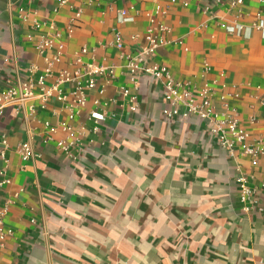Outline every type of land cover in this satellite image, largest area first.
<instances>
[{
  "label": "crops",
  "instance_id": "1",
  "mask_svg": "<svg viewBox=\"0 0 264 264\" xmlns=\"http://www.w3.org/2000/svg\"><path fill=\"white\" fill-rule=\"evenodd\" d=\"M61 1L0 0V93L18 81L38 87L45 59L58 51L48 85L60 71L74 74L78 61L114 68V76L97 79L73 122L57 100L45 109L27 100L0 117V209L8 210L4 231H12L0 239V264H264V156L256 164L239 151L232 156L212 122L169 117L162 82L141 75L136 86L126 68L152 28L169 27V43L148 63L166 66L196 96L209 87L214 111H234L251 142L264 144L263 35L237 38L223 27L251 25L264 7L258 0L233 8L236 0ZM123 13L133 21L122 22ZM56 33L62 49L42 53L40 37ZM66 126L79 141L71 158L57 148ZM26 142L36 160L20 157ZM241 175L256 192L250 212L240 200Z\"/></svg>",
  "mask_w": 264,
  "mask_h": 264
},
{
  "label": "built area",
  "instance_id": "2",
  "mask_svg": "<svg viewBox=\"0 0 264 264\" xmlns=\"http://www.w3.org/2000/svg\"><path fill=\"white\" fill-rule=\"evenodd\" d=\"M163 3H175V0H162ZM68 0H62L61 4L66 5ZM264 7V0H258ZM222 4V1H218ZM243 0H236L231 2V7L242 6ZM168 9V6L166 7ZM160 10V9H158ZM24 11V9H21ZM167 11V10H165ZM127 14L123 13L122 22H131L133 20L126 19ZM264 15L259 12L255 15V19L251 25H243L234 21L231 25L223 24L225 31L237 38H248L254 31L260 32L264 38ZM79 17V15H77ZM40 24H35L33 30L39 31ZM160 32L161 36L158 37L156 32ZM171 34V29L165 25L152 28L147 36L148 46L138 51L136 57L127 58V71L130 79L134 85L139 86V78L141 75L154 78L162 82L164 86V98L170 105L171 109L166 113L169 117L176 116L182 119L189 117H198L201 120L212 122L214 127L212 133L217 137L220 145L227 149L233 156L235 151H239L242 155L251 159L253 164L264 156V144L261 140L252 141L246 131L240 127L236 113H228L227 115H219L216 113L212 106L213 91L206 87L200 91L198 96L195 95L189 88H184L182 84L177 82L170 74L168 68L164 65L150 64L148 60L152 57L160 47L169 43L167 37ZM61 34L56 33L53 36H41L38 41V48L42 53L52 51L55 47L62 49L60 45ZM33 36H29V40H33ZM58 44L60 46H58ZM116 45L118 49L123 47L120 35H117ZM61 51L52 58H46L47 68L45 74L38 79V87L32 82L24 83L18 81L15 85H10L0 93V117L9 106L19 103L22 104L27 100L36 99L40 103V108L45 109L51 100L61 102L65 109L68 111L70 122L75 120V117L83 110L88 103V93L95 90L97 87V79L105 74L114 76V68L105 67L103 65H95L92 63L82 64L74 74L69 71H60L54 76V81L51 85L47 84V79L53 76V67L59 62ZM87 49L82 50V54H87ZM35 71V68H32ZM70 87V91L66 92L63 88ZM124 96H129V90L123 91ZM69 95L73 98L72 102H68ZM136 99V98H135ZM98 105L99 102L95 101ZM181 108L184 110L181 112ZM37 111L36 106H31L29 112L34 114ZM136 111V107L132 108ZM92 119L99 123L104 121L103 115L93 114ZM48 128L49 125H46ZM65 131L69 133L66 139L57 143V148L68 158L73 157V153L78 149L79 141L73 137L72 126H66ZM97 131V129H95ZM1 144L4 150L8 148L5 135L1 137ZM3 150V151H4ZM1 156L4 159V152ZM18 152L24 162L36 160L39 154L34 150L31 143L26 142L19 146ZM2 174H5L3 171ZM2 184H9L8 180H4ZM237 184L240 189V200L243 204L244 212H250L257 206L255 199V190L248 185L247 179L241 175L237 179ZM8 215L7 208L0 209V239L12 235V231H4L5 218Z\"/></svg>",
  "mask_w": 264,
  "mask_h": 264
}]
</instances>
